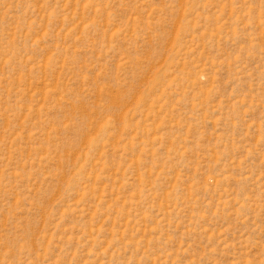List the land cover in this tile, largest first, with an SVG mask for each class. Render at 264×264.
<instances>
[{
  "label": "rangeland",
  "instance_id": "rangeland-1",
  "mask_svg": "<svg viewBox=\"0 0 264 264\" xmlns=\"http://www.w3.org/2000/svg\"><path fill=\"white\" fill-rule=\"evenodd\" d=\"M0 264H264V0H0Z\"/></svg>",
  "mask_w": 264,
  "mask_h": 264
}]
</instances>
